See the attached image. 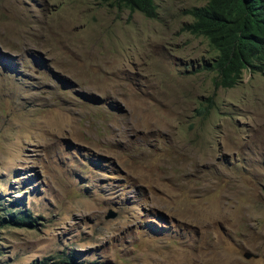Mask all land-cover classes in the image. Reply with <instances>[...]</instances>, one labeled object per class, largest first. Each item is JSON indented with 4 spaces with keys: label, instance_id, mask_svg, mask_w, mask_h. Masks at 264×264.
<instances>
[{
    "label": "rangeland",
    "instance_id": "1",
    "mask_svg": "<svg viewBox=\"0 0 264 264\" xmlns=\"http://www.w3.org/2000/svg\"><path fill=\"white\" fill-rule=\"evenodd\" d=\"M154 1L0 0V202L34 216L0 264H264V66L214 88L204 0Z\"/></svg>",
    "mask_w": 264,
    "mask_h": 264
},
{
    "label": "trees",
    "instance_id": "2",
    "mask_svg": "<svg viewBox=\"0 0 264 264\" xmlns=\"http://www.w3.org/2000/svg\"><path fill=\"white\" fill-rule=\"evenodd\" d=\"M129 11L138 10L146 17L156 15L154 0H110ZM184 13L191 19L181 25L194 35L202 36L215 50L212 61L203 68L213 70V85L231 87L242 78L243 69L263 71L264 66V0H204L186 7ZM212 106V96L207 95L194 107L196 115L204 116ZM0 226L31 225L34 216L20 207L1 206ZM34 260L27 264H73L65 257ZM89 264V263H87Z\"/></svg>",
    "mask_w": 264,
    "mask_h": 264
},
{
    "label": "water",
    "instance_id": "3",
    "mask_svg": "<svg viewBox=\"0 0 264 264\" xmlns=\"http://www.w3.org/2000/svg\"><path fill=\"white\" fill-rule=\"evenodd\" d=\"M115 215V212L111 209H108L107 212L105 213V217H113ZM242 255L245 257V258H249L251 256H255V254L249 250H244L242 252Z\"/></svg>",
    "mask_w": 264,
    "mask_h": 264
}]
</instances>
